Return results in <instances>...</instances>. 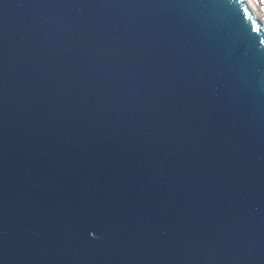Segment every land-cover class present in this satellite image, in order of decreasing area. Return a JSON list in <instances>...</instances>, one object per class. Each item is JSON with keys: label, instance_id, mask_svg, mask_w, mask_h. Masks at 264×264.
<instances>
[{"label": "water", "instance_id": "water-1", "mask_svg": "<svg viewBox=\"0 0 264 264\" xmlns=\"http://www.w3.org/2000/svg\"><path fill=\"white\" fill-rule=\"evenodd\" d=\"M0 264H264L250 0H0Z\"/></svg>", "mask_w": 264, "mask_h": 264}, {"label": "rangeland", "instance_id": "rangeland-1", "mask_svg": "<svg viewBox=\"0 0 264 264\" xmlns=\"http://www.w3.org/2000/svg\"><path fill=\"white\" fill-rule=\"evenodd\" d=\"M260 13L261 17L264 18V5H262V0H252Z\"/></svg>", "mask_w": 264, "mask_h": 264}, {"label": "bare ground", "instance_id": "bare-ground-1", "mask_svg": "<svg viewBox=\"0 0 264 264\" xmlns=\"http://www.w3.org/2000/svg\"><path fill=\"white\" fill-rule=\"evenodd\" d=\"M250 2L255 6V4H254V2L252 1V0H250ZM256 7V6H255ZM257 9V8H256ZM259 13V12H258ZM259 15H260V13H259ZM261 16V15H260Z\"/></svg>", "mask_w": 264, "mask_h": 264}, {"label": "trees", "instance_id": "trees-1", "mask_svg": "<svg viewBox=\"0 0 264 264\" xmlns=\"http://www.w3.org/2000/svg\"><path fill=\"white\" fill-rule=\"evenodd\" d=\"M262 5H264V0H262Z\"/></svg>", "mask_w": 264, "mask_h": 264}]
</instances>
